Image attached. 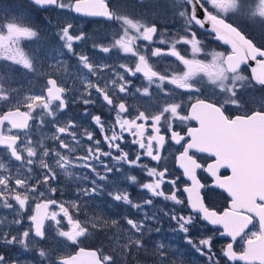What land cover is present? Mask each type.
Segmentation results:
<instances>
[{
  "label": "snow or ice",
  "instance_id": "1",
  "mask_svg": "<svg viewBox=\"0 0 264 264\" xmlns=\"http://www.w3.org/2000/svg\"><path fill=\"white\" fill-rule=\"evenodd\" d=\"M31 2L45 10H59L55 27L61 47L87 70V77L81 81L82 90L71 102L82 101L86 106L96 104L95 92L103 106L114 115L106 120L85 108L84 115L91 117L93 127H84L73 120L61 121L60 114L69 107L67 94L70 89L57 76L60 62L41 72L35 57L24 51L21 40L38 36V30L26 17L13 16L2 26L6 27V33L0 30V59L11 61L28 72L41 74L46 79L39 91L28 95L0 82V150L10 161L20 164L14 171L0 162V207L10 210L12 215L11 221L6 217L0 219V248L19 245L22 249L16 256L6 250L0 251V264H35L23 258L26 252L32 251L38 252L39 264L51 260L50 251L39 247L41 241L49 239L46 222L55 226L58 244L73 248L71 253L55 249L54 264H116L112 254L79 246L83 242L81 238H87L90 229L98 227L96 222L82 220L81 214L86 199L103 194L110 183L109 176L120 173L124 165L144 172L147 179L143 182L136 175H125V179L141 191L146 190L148 198L134 202L130 192L119 186L109 190L107 195L115 202H123L138 210L153 206L154 198L171 201L172 207L163 215L175 222L173 231L183 235L185 242L202 258V264H264V104L251 114L234 117L226 114L228 105H241L240 89L264 90V48L258 47L238 25L227 22L228 15L244 12L264 21V0H178V16L184 23L174 35H165L155 22L148 23L120 12L110 0ZM73 14L101 18L118 25L105 37L106 43L94 42L93 47L105 54L121 53L126 59L97 63L84 52L77 51L74 45L84 42L88 36L71 22ZM200 30L210 31L217 40L230 45L231 52H213L210 61L198 58L205 49ZM181 46H190L191 58L187 56V48L182 54ZM166 56L174 57L182 67L171 73L156 69L153 58ZM250 60L256 62V67H251L249 78L242 74V65H248ZM90 77H95V82ZM140 77L146 83L135 86L134 80ZM204 78L218 89L215 94L224 97L222 102L189 95L187 107L183 102H167L156 112L137 110L135 114L125 103L129 95H150L149 90L153 87L165 97L174 96L176 90L199 93L201 88L197 81ZM37 119L41 125L52 124L51 147L32 140L30 121ZM176 121L182 124L195 121L198 126H189L182 134L177 130ZM212 127L220 130L226 138H256L259 179L247 191L240 189L242 159L224 144L209 139ZM168 141L182 147L175 160L186 178L183 183L166 164L160 167L162 159H166L162 156V149ZM126 144L135 146V151L125 150ZM191 150L213 157L214 162L205 167L190 154ZM144 158L156 162L157 166H149ZM213 164H216L215 169ZM34 165L39 167V173L34 172ZM71 168L87 169L94 178L84 175L83 179L90 187L78 188L76 199H58L56 193L60 190L53 185L57 170L71 175L68 171ZM221 169L230 170L231 174L221 177L218 175ZM197 170L215 177L217 186L230 198V204L222 212L204 203L200 189L205 185L198 179ZM221 180L229 183H221ZM124 219L130 234L120 253L135 258L141 251H147L146 234L161 231L160 227L153 228L149 224L155 221L159 225L160 216L145 212L143 219ZM254 221L259 228L249 231ZM107 223L104 221L105 225ZM117 223L116 219L111 220L112 225ZM197 225L201 226V232L193 236L192 230ZM206 225L215 226L217 230L209 233ZM217 239L226 241L220 247L219 255L216 252ZM238 243L239 249L235 247ZM152 255L156 258L155 264H189L180 259L178 250L171 251L169 245L159 241L152 244Z\"/></svg>",
  "mask_w": 264,
  "mask_h": 264
},
{
  "label": "flooded vegetation",
  "instance_id": "2",
  "mask_svg": "<svg viewBox=\"0 0 264 264\" xmlns=\"http://www.w3.org/2000/svg\"><path fill=\"white\" fill-rule=\"evenodd\" d=\"M1 1V0H0ZM5 2H16L18 0H3ZM141 0H110L111 5L115 3H124L129 2L136 5V3H139ZM26 3H28L31 8L33 9L36 14H40L41 19L42 17H45L47 14H51L53 12H56L55 9H42L37 6H35L32 2L25 0ZM163 3V2H159ZM165 7H172V5L168 4V2H164ZM158 4V3H157ZM148 8H150L149 5H146ZM171 9V8H170ZM180 9V8H179ZM176 12V11H175ZM175 13L174 17L172 19L168 20V23L166 25H162V23L155 22L158 26V28L162 29V27H167L168 33L175 34L178 30L182 28V25L184 23L183 19H180L178 15ZM88 17V16H86ZM90 18V17H88ZM10 20V18L7 15H3L0 9V21ZM91 19H101V18H91ZM103 20V19H101ZM105 21V20H103ZM108 22V21H106ZM227 22L232 23L234 26H239V28L242 30V32L250 38L258 47L264 48V21H261L257 18L251 17L244 12H240L237 14L230 13L228 15ZM200 39L205 44L204 52L199 54L198 58L204 59L206 61L211 60V53L213 52H224V53H230L231 47L227 44H224L220 41H218L214 34L210 31L200 30ZM187 48V56L188 58H191V51L190 46H181L182 54L183 49ZM174 58V57H172ZM175 59V58H174ZM259 59V57H258ZM255 61H249L248 65H242L243 72L242 74L251 77V67H253ZM256 66V65H255ZM198 86L201 88V92L199 93H188L184 90H176V94L171 97L172 101L173 98H176L177 102H183L185 107L188 105V96L191 95L193 97L199 95L202 98H207L209 100H218L223 101L224 97L220 95H216L215 93L218 92V89L215 88L214 85H212L207 78H204L203 80L197 81ZM170 88H172V85H168ZM241 94V105L239 107L228 105L226 108V114L230 116L235 115H243L245 113L251 114L253 111L260 110L261 105L264 104V90H261L259 88L255 89H240ZM125 103L128 105V103L125 100ZM129 106V105H128ZM24 110L23 108L21 109ZM138 110L145 111L142 107H140ZM131 111V109H130ZM137 109L132 112L135 114ZM156 112V111H154ZM38 123H40L39 119L30 121V124H32V127L30 129V135L32 140L35 142H43L45 144L46 138H45V132L42 131V129L45 131V129H48V127L43 124L42 127L38 126ZM197 127L198 124L195 121H189L186 123H181L179 121H176V127L177 130L181 131L182 134L186 133L187 127ZM42 128V129H41ZM212 129H215V127H212ZM220 138L223 139L222 144L227 146V138L224 136V134L219 130ZM187 139V137H186ZM238 139L233 138V143L236 145L235 147H227L228 149L236 152L240 158L242 159L244 163L243 170L241 172L240 176V189L241 191H247L250 186L257 183L259 179L258 175V169H257V161H256V151H250L245 152V147L239 146L241 144ZM49 145L51 146L52 142H49ZM184 142H182L183 144ZM106 148V146H105ZM131 149L132 151H135V146L126 144L125 150ZM80 151V150H78ZM164 151H171L170 157L168 160V163L160 164V167H163L165 164L167 167L172 171V174L174 176H180L181 182H185L186 178L182 175V169H180L176 163L175 157L179 154L180 151H182L181 145H176L171 141H168L164 149H162V156L164 157ZM190 154L193 155L198 162L202 163L205 167L209 163L214 162V158L208 156L207 154L198 153L195 152V150H191ZM144 161L149 164V166H157L156 162L151 161L149 158H144ZM0 162L5 163L7 166L11 167L14 171L20 167L19 162H12L10 161L3 150H0ZM51 163V161H49ZM34 172L39 173L40 169L37 165H34ZM212 168H216V164L212 165ZM78 175L83 174L85 171L82 168H77L75 170ZM103 171V170H101ZM230 170L227 169H221L218 173L219 176L224 177L227 175H230ZM74 175L73 180H76V185L79 187H83V181L79 180V176ZM125 175H136L140 181H145L147 178L144 174V172L139 168H128L127 165H124L122 167V171L120 173H113L109 176V181L105 187L107 192L109 190H113L115 186H119L121 189H127L130 192L131 198L134 200V202H142L143 199L148 198L149 194L146 190L141 191L137 185H134L127 181L125 179ZM198 179L200 180L201 184L205 185L203 188L200 189V194L202 196V199L204 203L208 206H210L212 209L222 212L229 204H230V198L228 197L227 193L219 188L216 184L215 177H212L210 173H207L202 170H197ZM90 178L92 177V174H88ZM221 183H229V181L221 180ZM190 183V182H188ZM53 184H57L56 187L60 191L56 193V198L58 199H65L70 197H77L74 196L73 193H70L69 190L66 192L67 188L71 187V184L68 182H64L59 175H57L56 181L53 182ZM62 185V188H61ZM104 198L106 199V203L104 205V208L107 209V213L109 215L107 221V225L101 224L98 225L95 229H90V235L87 238H81L82 244H80V247L88 248V249H94V250H102L105 254H112L115 258L116 264H124V260L120 256V248L127 242V238L125 237V234L122 231H117L115 225L111 224V218L116 217L115 219L118 221V225H124L125 219L124 217H129L133 219H140L144 216V213H151L150 210H148V206L144 207L142 210L134 209L129 205L124 204L123 202H115L113 201L107 193L104 194ZM186 198V194H185ZM112 201V206L110 207L109 203ZM154 208L151 207L154 211H156L157 215L160 216V223L159 225H156L155 221L149 222V224L154 228L156 226L160 227L161 231L159 233L152 231L150 234H146L145 239L148 241V247H151L152 244L156 241H161V239L164 237L165 240H168V237L170 235L173 236V238L170 240L171 242L176 243V246L173 247L174 250H178L181 253V259L189 262V264H202V258L198 256L197 253H195L194 250L191 249V246L188 245L185 242V239L181 233L176 234V231H173V227L175 226V222L169 221L168 217L163 215V212L168 211L172 207L171 201H165L163 198H154ZM89 207V206H88ZM179 207V206H177ZM0 209H3L5 212L8 210L6 208L1 207ZM89 209V208H88ZM8 214V213H7ZM30 214V213H29ZM88 214L82 212L81 219L83 218L87 219L89 223L92 221L88 218ZM2 216V213H0V218ZM12 218V215H8V217ZM25 222H27L25 217ZM27 224V223H26ZM25 224V226H26ZM49 222H46V228L49 232V234L52 236L53 239L47 240V241H41L39 244V247L45 248L50 251L51 260H46L44 264H54V260L56 258L57 253L54 251L57 248L62 249L65 253H71L73 251V248L71 246L65 247V245H57V241L54 238L56 236L55 228H53L51 231L50 228H48ZM15 227V226H14ZM206 228L208 229L209 233H211L215 229V226L206 225ZM259 225L256 221L253 222V225L249 226V231L252 230H258ZM201 232V226L197 225L192 230V235L197 236ZM119 237V238H118ZM226 241L224 239H217L216 241V252L219 255V249L220 247L225 244ZM19 245H16L14 247H10L8 249L0 248V251H8L11 255L16 256V251L18 250ZM56 247V248H54ZM237 249H239V243L235 246ZM146 251H141L140 253H145ZM150 252H152V247ZM137 258V256H136ZM142 258V257H141ZM132 256H128L127 262L125 264H133ZM151 259L154 261L156 258L151 254L150 257L144 259L141 262H148ZM39 260V259H38ZM237 264H242V262H237Z\"/></svg>",
  "mask_w": 264,
  "mask_h": 264
},
{
  "label": "rangeland",
  "instance_id": "3",
  "mask_svg": "<svg viewBox=\"0 0 264 264\" xmlns=\"http://www.w3.org/2000/svg\"><path fill=\"white\" fill-rule=\"evenodd\" d=\"M160 1L163 3H159ZM164 2H168V4L172 5V7L166 8ZM146 5H149L150 8H148ZM114 7L120 12L127 14L130 17H134L136 19H140L148 23L159 21L160 23H162V25H166V23H168V20L172 19L175 16V13H177L176 15H178V11L180 10L178 0H141L139 3H136V5L129 2L115 3ZM0 9L2 14L7 15L9 18L13 16L26 17L27 21L31 24V26H33L34 29L38 30L37 37L32 39H22L20 44L26 53H29L35 57V62H37L36 65L41 70V72H43L44 70H48L49 65L57 64L58 61L60 62L59 64H57V66L59 67V72L57 73V76L62 81L66 82L70 89L67 94L70 101L69 107L65 110L64 113L60 114L59 119L61 121L73 120L84 127H93L91 117L84 115L85 108H87L88 111L93 114L101 115L103 119L110 120L112 118L114 114L109 113L108 109L103 106L102 100H100V98L95 94V92H93V99L97 100L96 104L86 106L82 103V101H77L76 103L71 102L72 98L78 96L79 92L82 90L81 81L85 77H87L88 74L87 70L83 69L82 66L79 65L77 58L69 54L66 49H62L61 47V42L57 37L58 29L55 27L56 21L57 19H59V10L51 14H47L41 19L40 14H36V12L33 11L31 6L24 0H18L12 3L1 0ZM70 19L78 30L82 29L88 36V39L84 42L74 45V47L77 48V51L84 52L97 63H113L126 59L121 53L113 52L105 54L99 51L98 48L93 47L94 42L97 44L106 43L105 37L115 31L118 25L114 24L113 22L103 21L101 19H91L86 16H77L76 14H73V17ZM9 21L10 20L8 19L7 21L1 20L0 30L6 33V27L2 26L6 25V23ZM161 30L164 31L165 35L169 34H167V27H162ZM153 60L156 61L154 67L160 71L167 70L169 73H171L174 69L182 67L181 65H178L175 59L170 56L153 58ZM105 76L107 77V73H105ZM90 78L93 79V81L95 82V77ZM45 79V76L41 74L28 72L27 70H24L19 66L14 65L11 61L0 59V82L4 83L6 87L11 86L13 88L20 89L22 95H28L30 94V92L39 91L43 87ZM144 83L146 82L143 81L142 77L134 80L135 86H141ZM167 87L170 88L168 85ZM149 91L150 95L147 96L142 94H133L126 97L125 100L130 106L132 112H134L136 109L138 110L140 107H142L144 110L154 112L162 108L167 102H177L176 98H173L172 101L171 97L163 96V94L156 90L155 87L151 88ZM132 92H134V88L132 89ZM48 119L50 120V118ZM45 125L48 127V129H45L44 131L41 128L42 131L45 132V145L51 147L53 145V141L49 139V137L54 132V128L52 127L51 123H46ZM38 126L42 127L43 125L38 123ZM96 134L97 138H99L98 129H96ZM48 141L52 142L51 146L49 145ZM85 143H87V141H85ZM170 153L171 151H164V157L166 159H162L160 164L168 163ZM144 162L146 163V161ZM75 170H77V168H71L68 170L71 175H66L64 170L58 169L57 172L64 182H68L71 184V187L67 188L66 192H68L67 190H69L70 193H73L74 196H77V189L80 187L76 185V180L72 179L74 175H78ZM83 170L85 172L81 175H78L79 180L81 182L82 180H84V175L91 174L90 172H88L87 169ZM99 170L101 171L102 169ZM82 184L83 187H90L88 181L84 180ZM53 185L57 186V184ZM106 193L107 190L105 189V192L103 194L97 195L91 199H86V207L83 210L84 213L89 212L88 218L92 222H96L98 225L104 224V221H107L109 217L108 213L106 212L107 209L104 208V205L106 203L104 194ZM71 199H76V197L65 198L63 200ZM109 205L110 207L112 206V201H110ZM151 207L154 208V206H148V210H150L151 213H156V211H154ZM0 213H2L0 219H3L5 217L7 218L8 215H11L10 210H7L5 212L3 209H0ZM115 218L116 217H112L111 220ZM7 219L8 221L12 220L10 216ZM140 219H143V217ZM26 223L27 222H25V224ZM123 224L124 225L117 224L115 225V227L117 231H122L125 234V237L127 238L130 233L128 232V226L126 224V221ZM48 228H50L51 231H54L52 229L55 228V226L52 225L51 222H49ZM176 234H179V232H176ZM54 238L56 239V236H54ZM172 238L173 236L170 235L168 237L169 241H167L163 237L160 242L164 243L165 245H169L171 251H176L173 249V247L176 246V243L170 241ZM50 239H53L51 235H49L48 240ZM57 245H59L58 242ZM151 247H148L145 253H139L137 255V258L135 257L131 259L133 264H155V261L153 259H151L150 261L148 259V262H141L144 259L150 257V255L152 254V252H150ZM21 251L22 249L19 246L18 250L16 251V255H19ZM120 256L124 260L125 264L127 262L126 260L128 259V256H124L121 253ZM23 258L29 261H34L35 264H39L38 252H26Z\"/></svg>",
  "mask_w": 264,
  "mask_h": 264
},
{
  "label": "water",
  "instance_id": "4",
  "mask_svg": "<svg viewBox=\"0 0 264 264\" xmlns=\"http://www.w3.org/2000/svg\"><path fill=\"white\" fill-rule=\"evenodd\" d=\"M28 1L31 2V0H28ZM90 18H94V17H90ZM207 27L210 28V25H208ZM218 41H220V40H218ZM220 42L224 43L223 41H220ZM228 46H230V45H228ZM253 65H254L253 67H256L255 66L256 65L255 63ZM218 133H219V130L218 129H216V128L215 129L210 128V131H209V139L211 141L217 142V143L223 142V139L220 138V134H218ZM238 140L239 141H242V142H240L241 144H239V146L248 148V149L245 150V152L256 151V138L254 136L253 137H248V138H243V139H238ZM235 146L236 145L233 143V139L227 138V146L226 147H235ZM85 249L86 250H94V249H88V248H85Z\"/></svg>",
  "mask_w": 264,
  "mask_h": 264
},
{
  "label": "bare ground",
  "instance_id": "5",
  "mask_svg": "<svg viewBox=\"0 0 264 264\" xmlns=\"http://www.w3.org/2000/svg\"><path fill=\"white\" fill-rule=\"evenodd\" d=\"M37 63V62H36ZM75 75V74H74ZM76 78V77H75ZM95 79V78H94ZM79 88V87H78Z\"/></svg>",
  "mask_w": 264,
  "mask_h": 264
},
{
  "label": "trees",
  "instance_id": "6",
  "mask_svg": "<svg viewBox=\"0 0 264 264\" xmlns=\"http://www.w3.org/2000/svg\"><path fill=\"white\" fill-rule=\"evenodd\" d=\"M25 1V0H24Z\"/></svg>",
  "mask_w": 264,
  "mask_h": 264
}]
</instances>
